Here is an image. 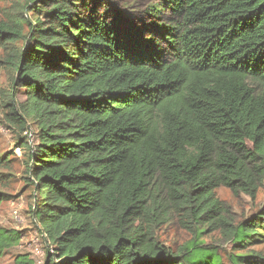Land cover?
<instances>
[{"label":"trees","instance_id":"1","mask_svg":"<svg viewBox=\"0 0 264 264\" xmlns=\"http://www.w3.org/2000/svg\"><path fill=\"white\" fill-rule=\"evenodd\" d=\"M35 1L0 18V46L7 116L36 126L45 264H264V205L234 222L217 195L264 185V0ZM174 217L193 235L177 250L157 235ZM218 230L230 263L203 240ZM19 234L0 228V255Z\"/></svg>","mask_w":264,"mask_h":264},{"label":"rangeland","instance_id":"2","mask_svg":"<svg viewBox=\"0 0 264 264\" xmlns=\"http://www.w3.org/2000/svg\"><path fill=\"white\" fill-rule=\"evenodd\" d=\"M19 1L25 4L28 0H0V18H6L7 13L15 11L16 4L20 6ZM38 1L36 0L35 3ZM159 1L102 0L96 4V9L113 12V10L123 8L134 15ZM112 3H115L116 7H113ZM28 5H33V3ZM8 54L9 51L0 46V198H2L0 228L17 231L20 233V238L12 247L2 252L0 264H45L48 249L51 246L32 215L36 193L29 181L30 175L27 171L29 153L23 145L26 139L31 144L34 143L35 137L32 131L36 129V126L29 122L27 129L22 130L7 116L4 102L7 100V93L12 88V79L15 75V71L6 63ZM23 96L22 93L21 98ZM217 195L223 203L226 214L234 222L249 218L264 205V185L259 188L255 198L246 193L236 194L226 187L219 188ZM157 235L164 244L175 250L193 237L181 226L177 217L163 225ZM203 240L207 244L217 246L224 260L230 263L228 256L234 249L222 230L204 234ZM256 248L262 249L264 244ZM21 260L25 263H20Z\"/></svg>","mask_w":264,"mask_h":264}]
</instances>
